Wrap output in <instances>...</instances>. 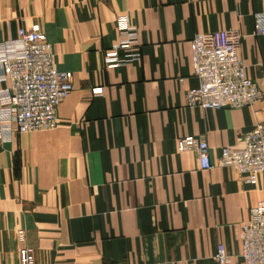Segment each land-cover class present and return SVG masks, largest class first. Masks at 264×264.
Instances as JSON below:
<instances>
[{
	"label": "crops",
	"instance_id": "1",
	"mask_svg": "<svg viewBox=\"0 0 264 264\" xmlns=\"http://www.w3.org/2000/svg\"><path fill=\"white\" fill-rule=\"evenodd\" d=\"M256 12L264 0H0V39L21 26L42 31L72 77L56 126L0 145V264H17L25 246L34 264H215L218 243L229 264H245L238 229L264 199V174L250 185L215 164L222 147L241 148L264 124ZM121 14L139 59L106 68ZM223 29L242 34L239 54L262 97L242 108L189 105L199 85L191 40ZM188 135L207 141L215 166L202 170L195 151L178 150Z\"/></svg>",
	"mask_w": 264,
	"mask_h": 264
},
{
	"label": "built area",
	"instance_id": "2",
	"mask_svg": "<svg viewBox=\"0 0 264 264\" xmlns=\"http://www.w3.org/2000/svg\"><path fill=\"white\" fill-rule=\"evenodd\" d=\"M254 32L264 36V12L253 14ZM118 39L103 53L106 68H114L139 59L134 50L137 32L125 14L117 15ZM242 34L223 29L196 33L191 40L193 74L199 85L188 89L189 105L203 109L242 108L262 97L255 81L246 72L239 54ZM120 51H125L124 55ZM0 145L12 140L15 133L56 126L57 108L72 89L71 73L60 71L53 60L52 46L45 33L33 27H18L15 36L0 39ZM102 87L91 89L93 95ZM242 147H222L215 165L230 167L250 185L264 174V124H256L244 133ZM179 151L193 150L200 169L215 166L209 157L207 141L188 135L177 140ZM20 239L23 240L22 232ZM240 257L245 264H264V199L249 209L248 217L238 229ZM215 264H229L232 256L218 243L212 256ZM17 264H34L28 246L19 249Z\"/></svg>",
	"mask_w": 264,
	"mask_h": 264
}]
</instances>
